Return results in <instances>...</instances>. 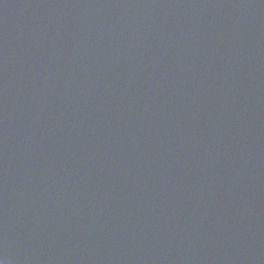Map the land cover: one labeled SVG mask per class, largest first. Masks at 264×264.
Returning a JSON list of instances; mask_svg holds the SVG:
<instances>
[{"label":"water","instance_id":"1","mask_svg":"<svg viewBox=\"0 0 264 264\" xmlns=\"http://www.w3.org/2000/svg\"><path fill=\"white\" fill-rule=\"evenodd\" d=\"M5 264H264V0H0Z\"/></svg>","mask_w":264,"mask_h":264},{"label":"clouds","instance_id":"2","mask_svg":"<svg viewBox=\"0 0 264 264\" xmlns=\"http://www.w3.org/2000/svg\"><path fill=\"white\" fill-rule=\"evenodd\" d=\"M0 264H5V261L0 259Z\"/></svg>","mask_w":264,"mask_h":264}]
</instances>
